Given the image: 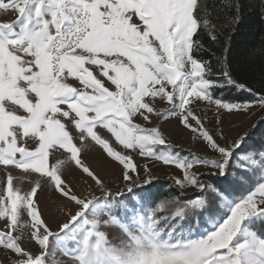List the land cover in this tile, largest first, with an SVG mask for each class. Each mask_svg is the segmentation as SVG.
I'll use <instances>...</instances> for the list:
<instances>
[{
    "label": "snow or ice",
    "instance_id": "6c2138e0",
    "mask_svg": "<svg viewBox=\"0 0 264 264\" xmlns=\"http://www.w3.org/2000/svg\"><path fill=\"white\" fill-rule=\"evenodd\" d=\"M223 8L233 13L229 24L239 22L238 0ZM0 11L15 15L0 20V264H50L57 248L65 249L67 264H264V235L253 227L264 223V132L250 149L249 133L222 145L194 111L200 102L243 117L256 107L264 111V55L259 87L238 83L247 69L230 59V41L216 57L219 68L204 59L201 36L218 39L207 0H0ZM254 56L249 53L250 60ZM225 87L248 98H217L215 90ZM164 102L169 107L162 112L158 105ZM152 115L178 116L222 159L174 152L158 128L135 122H150ZM220 138L226 140L223 132ZM89 142L100 146L102 160L118 164L128 193L152 183L149 165L142 176L134 163L136 149L181 169L177 185L200 192L188 199L177 193L159 205L175 206L171 215L151 207L141 211L152 202L148 194L138 195L131 208L120 205L115 198L123 193H113L80 157ZM199 167L216 169L217 183H202ZM72 168L105 195L77 194L66 178ZM25 181L30 190L22 188ZM44 185L75 206L58 232L40 208ZM236 185L250 187L230 198ZM212 202L226 211H213ZM118 207L131 215L116 216ZM206 212L211 228L185 229L188 217L198 225ZM105 213L113 218L101 219ZM105 226L120 229L116 242Z\"/></svg>",
    "mask_w": 264,
    "mask_h": 264
},
{
    "label": "rangeland",
    "instance_id": "374dc122",
    "mask_svg": "<svg viewBox=\"0 0 264 264\" xmlns=\"http://www.w3.org/2000/svg\"><path fill=\"white\" fill-rule=\"evenodd\" d=\"M11 16H8L7 13L0 11V20H10ZM168 90H172V85H168ZM145 99H149L146 97ZM159 99L158 97L156 98ZM159 109L163 112L166 111L169 107L166 102L160 103L158 105ZM195 113L200 116L203 120L204 128L207 129L211 134L215 135L218 138L219 143L224 145L232 144L233 140L239 139L245 133L253 128L256 122L264 117V111L259 107H256L252 110L251 114L248 117L229 115L225 110H221L217 113L214 105H206L205 102H200L194 109ZM179 117L176 115L170 117H156L152 115L151 121L146 122L142 118H138L135 122L140 124L144 128H158L164 135L167 143L171 145L174 152H178L181 155H187L189 152H192L196 155L204 156L209 159H222L218 153H214L210 148H207L199 139V132H193L191 129H185L178 122ZM223 132L225 139L220 138V134ZM100 134L104 138H108L109 133L106 130L100 129ZM117 150H122L120 146H116ZM156 150L159 151L163 146H155ZM125 154H128L125 152ZM134 163L138 164L141 169V175H145L144 165L148 164L151 172L152 181H162L167 182L174 189L180 191L182 196H192L200 192L199 188L188 186L184 189H181L177 185V179H183V172L176 166L165 165L159 161H153L145 155H141L139 149H136L132 153ZM103 151L100 146L95 145L94 142H89V147L82 150L80 157L92 169L96 170L99 175L104 179L107 186L112 190L113 193H123L121 197L126 195L127 188L126 184L120 179V168L117 163H107L101 159ZM63 158V157H61ZM198 172L202 173L205 177L202 179V183L209 184L207 181L208 176H218L213 175L217 172L216 169H210L207 167H199L196 169ZM67 180L73 187V190L77 194H84L91 198L102 197L105 194L92 183V181L87 180L86 177L81 176V174L72 168L68 175ZM142 186H146L141 182ZM22 188L25 190H30L28 183L25 181L22 184ZM39 204L43 212V218L48 222L51 230L53 232H58V224L67 221L68 218V208H72L75 211V206L69 204L65 199L61 198L58 194L51 191L46 185L43 186L42 191H38ZM116 197L115 199L117 200ZM68 205L66 208L65 205ZM124 204V203H122ZM221 208L226 211L222 206ZM114 210V209H113ZM127 216V215H126ZM107 213H105L101 219H112ZM23 219H28L26 214ZM30 222V221H29ZM0 230H3V225L0 224ZM110 240L113 242L117 241V238L120 236V229L116 227L105 226L103 229ZM25 239L27 240V232L25 233ZM53 247L56 246V241H52ZM26 248H31L33 251L36 250V246L32 243H26ZM65 249L57 248L55 254L49 257L50 264H67V260L64 253ZM0 260H3V254L0 253ZM6 264V261H4Z\"/></svg>",
    "mask_w": 264,
    "mask_h": 264
},
{
    "label": "trees",
    "instance_id": "16d2710c",
    "mask_svg": "<svg viewBox=\"0 0 264 264\" xmlns=\"http://www.w3.org/2000/svg\"><path fill=\"white\" fill-rule=\"evenodd\" d=\"M230 0H207L209 7L211 9L209 19L214 25L215 33L218 36L217 41H212L207 35L201 36V41L203 43V50L200 53L204 59L210 60L217 68L220 65L217 63L216 57L221 55L223 52V47L225 43L230 41V59L233 61L234 65L238 68L244 67L247 71L242 72L240 76L237 77L238 83H248L250 85H258V80L261 75V63L259 57L264 55V20L260 18V11L264 8L261 5L260 0H238L239 4V15L238 23L229 24L228 20L231 18L233 13L223 8L224 4H228ZM235 3L237 0H231ZM254 52L255 56L253 59H249V53ZM219 77L217 72L213 79ZM214 95L217 98L223 97L226 101L244 100L247 97V93H241L239 90L232 87H225L223 89L215 90ZM264 117L259 119L256 124L251 128L249 133V138L245 148L250 149L254 146H258L261 133L264 132V125L259 124ZM258 126V127H257ZM259 177H254L258 179ZM219 177L208 176L207 181L209 184L217 183ZM250 185H245L241 187L239 185L234 186L230 190V198L238 199L241 196L247 194ZM180 193L179 190L174 189L167 182L162 181H152L151 185L141 186L135 188L133 193H127L123 197L117 198V203L120 205L127 204L131 208L135 205L138 195L148 194L152 198L151 204H145L141 211H148L149 208H157L158 215H171L175 211V206L166 205L165 208H159V205L164 204L166 201L177 196ZM180 196L183 199H188L191 196ZM182 202V201H181ZM210 207L213 211L219 209L220 213L225 210L221 208L217 202H212ZM114 213L116 216H126L131 215V212L125 213L122 208H115ZM219 219V215L216 216ZM196 227L198 232H202L205 228H211L212 221L209 219V214L206 212L200 217V223L197 225L196 221L192 217H188L184 222V227L187 229L189 226ZM253 227L264 235V223L257 222Z\"/></svg>",
    "mask_w": 264,
    "mask_h": 264
},
{
    "label": "crops",
    "instance_id": "0c3cea01",
    "mask_svg": "<svg viewBox=\"0 0 264 264\" xmlns=\"http://www.w3.org/2000/svg\"><path fill=\"white\" fill-rule=\"evenodd\" d=\"M2 12V11H1ZM8 16H11L10 20L15 18V15L13 13H7Z\"/></svg>",
    "mask_w": 264,
    "mask_h": 264
}]
</instances>
